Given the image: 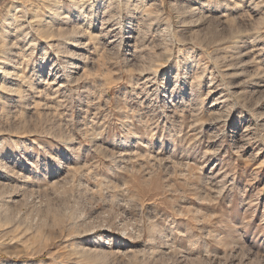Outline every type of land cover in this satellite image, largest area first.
Here are the masks:
<instances>
[{"label": "rangeland", "instance_id": "rangeland-1", "mask_svg": "<svg viewBox=\"0 0 264 264\" xmlns=\"http://www.w3.org/2000/svg\"><path fill=\"white\" fill-rule=\"evenodd\" d=\"M0 264H264V0H0Z\"/></svg>", "mask_w": 264, "mask_h": 264}, {"label": "bare ground", "instance_id": "bare-ground-1", "mask_svg": "<svg viewBox=\"0 0 264 264\" xmlns=\"http://www.w3.org/2000/svg\"><path fill=\"white\" fill-rule=\"evenodd\" d=\"M21 10V9H20ZM19 11V10H18ZM19 12H23V11H19ZM49 12V11H48ZM59 17V16H58ZM3 63V62H2Z\"/></svg>", "mask_w": 264, "mask_h": 264}]
</instances>
